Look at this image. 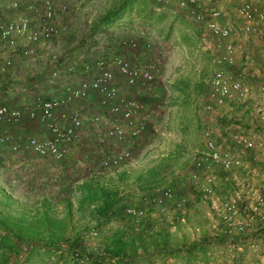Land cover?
Returning <instances> with one entry per match:
<instances>
[{"label": "rangeland", "instance_id": "rangeland-1", "mask_svg": "<svg viewBox=\"0 0 264 264\" xmlns=\"http://www.w3.org/2000/svg\"><path fill=\"white\" fill-rule=\"evenodd\" d=\"M99 2L102 3L98 5L99 9L108 8L109 11L116 7L118 1L99 0ZM207 5L209 7L222 5V19L227 20L224 13L230 10L232 12L230 20H233L232 23H238L233 10L235 0H210ZM207 5L205 4V6ZM226 6L228 8H225ZM259 7L263 8L262 5ZM125 12L127 13L123 17H127V20L133 18L134 30L138 31L139 35V47L133 51L134 57L141 60L154 59L158 62V72L155 74L156 82L146 88L134 86V89L139 90L132 98L139 100L144 106L140 113L145 120L144 130L139 134L136 142H132V139H125L123 142L106 139L99 141L97 138L103 136V130L100 129L99 124L91 125L93 131L90 129L89 132L96 139L75 143V147L59 162L39 160L25 153L14 154L5 146L4 148L0 146L2 149H0V216H9L12 219H19L23 224L39 226L37 221L40 218L39 214L47 212L49 216L64 221L67 226L65 236L70 238L74 235L77 237L78 242L74 249H77L82 255L93 251V249L97 254H100L103 246L117 229L124 231L123 236L126 240H134L137 232L146 229L148 235L144 237L143 241H133V246H135L133 253L140 256L152 252L153 255L148 261V264H151L157 259L154 254L155 243L158 247L163 245L162 247L166 246V248L186 246L194 240L199 241L204 235L213 238L220 229V222L212 212L209 200L201 197L200 200L193 201L186 185L193 157L201 146L200 102L207 91V79L212 71L213 58L210 50H204L205 55L201 57L199 50L195 52L194 47L192 52L196 55L191 61H183V27L190 30L192 41L201 40L199 33H196L199 25L193 22L186 9H180L174 3L154 4L151 0H137L132 4L131 12ZM153 12H161V14ZM160 17L162 18L160 19ZM157 26H159L158 29ZM261 27L259 26V28ZM151 28L158 30L159 33L154 34L150 39L151 34L148 35L147 32H151ZM261 30H264V26ZM107 35V33L102 35L106 37L105 40ZM113 35L115 34L113 33ZM157 36L161 37V40L156 38ZM112 38L113 43H111L114 47L116 45L118 47V42L123 40L120 38L117 40V37L114 36ZM145 41L149 42V48L142 47L141 44ZM50 44L48 42L41 48H45L49 54L56 53ZM102 49L100 48V50ZM184 53L188 57L186 50ZM21 62L29 71L37 66L35 61L28 60H20L15 63L20 64ZM233 69L236 73L234 74L239 76L245 84L246 77L244 78L240 72L241 66H235ZM255 76L250 77L249 75V78L254 80H249V83L247 80L250 86L247 87L249 95L243 102V113L249 114V116L238 114L237 118L241 119L233 122L240 123L244 117L250 121L254 120V104L256 102L264 104V94L258 91L261 83ZM48 77L53 81L58 78L49 75ZM211 122L215 130L219 128L215 120ZM183 123H189L192 129L188 132L183 131ZM217 133H220L219 129H217ZM93 136L86 135L91 139ZM121 148H127L131 153V158L120 164L118 168L103 170L99 165L103 150H119ZM249 164L257 172L264 170L263 156L252 155ZM149 168H155L154 170L160 172L161 176L149 188H144L143 183L137 184L135 177L140 173L144 174ZM252 180L258 183L259 177L255 176ZM89 181L94 185H103L118 190L119 202L116 206L118 211L107 221L92 219L88 213L89 207H78L82 195V185ZM165 185L172 187L175 197H185L189 200L188 206H185L188 209L186 208L178 215H175L176 212L169 211L166 217L148 215L147 220L140 222L142 228L139 229L140 226H138V231H134L133 223L121 216L122 206L137 204L142 193L148 192V190H160ZM92 229L96 230V235L93 237L89 235ZM263 230L261 229L258 233ZM158 231L165 234V242H161V238L155 237ZM0 233H5L1 224ZM26 243L38 245L36 240H25L23 246L21 245L18 249L19 256L14 253H0V261L5 257L7 264H29L24 263ZM221 245L218 247L214 243L210 244L209 249L214 253L207 251L209 258L207 262L199 259H194L191 262L178 260V262L180 264H241L238 262L237 255L228 258L224 251L225 245ZM243 254V264L255 261V257L248 254L245 247ZM56 256L55 254L49 258L42 257L30 264H55ZM77 261L80 264L88 262H84V256H80ZM109 264L112 262L110 261Z\"/></svg>", "mask_w": 264, "mask_h": 264}, {"label": "built area", "instance_id": "built-area-1", "mask_svg": "<svg viewBox=\"0 0 264 264\" xmlns=\"http://www.w3.org/2000/svg\"><path fill=\"white\" fill-rule=\"evenodd\" d=\"M151 1L154 4L174 3L178 8L186 9L199 24L203 38L214 49L207 91L200 102L201 149L193 157L186 185L209 200L212 212L222 225V233L227 237L224 244L226 256L233 258L243 254L245 247L248 254L255 257V261L249 264H264V230L251 235L258 228L264 229V170L257 172L245 156L250 152L264 158V104H254V120L247 126L229 121L224 135L218 134L211 122L221 115L223 107L233 102L243 103L249 95L244 82L232 72L236 62L234 43L241 33L260 36L264 7H259L257 0H235L238 23L233 24L221 22L218 9L202 12L199 0ZM65 9L64 5L57 8L52 0H31L28 4H22V0H0V76L15 65L12 54L21 60L34 59L36 47L46 46L57 34L55 17L57 11ZM141 45L149 48V42ZM138 47L136 39L118 42L120 50ZM51 58L54 60L55 55L51 54ZM157 64L154 59L121 55L110 61L91 59L83 62V72L87 76L76 85L64 84L58 96L36 95L30 104L21 108L0 101V126L2 123L16 124L26 118L43 126L47 132L46 136L23 135L12 140L9 133L0 129V145L14 154L25 153L54 162L63 160L79 139L83 122L77 112L63 110V106L85 98L89 93L98 95L99 103L111 118L100 141L123 142L138 137L145 128L144 117L140 115L143 103L118 92L112 68L127 86L146 88L155 79ZM258 91L264 94V84L258 87ZM86 120L97 125L101 117L94 114ZM130 158L127 148L103 150L99 165L103 170H112ZM255 176L259 177L258 183L252 180ZM221 178L231 179L233 184L229 196L216 203L211 200V195ZM186 201L185 197H175L172 187L165 185L160 190L142 193L137 204L124 205L121 214L132 221L134 230H137L147 215L166 217L169 211L184 212ZM89 235L95 236L96 230L92 229ZM74 257L79 259L80 252L75 251ZM84 261H87L86 257Z\"/></svg>", "mask_w": 264, "mask_h": 264}, {"label": "crops", "instance_id": "crops-1", "mask_svg": "<svg viewBox=\"0 0 264 264\" xmlns=\"http://www.w3.org/2000/svg\"><path fill=\"white\" fill-rule=\"evenodd\" d=\"M116 1L119 2L120 0H114V2ZM209 1L210 0H199L200 9L202 12L206 13L211 9H218L221 12L222 5H218L216 7H209V5H207L209 4ZM30 2L31 0H22V4L24 3L28 4ZM53 2L57 8L60 5H64L66 7L65 11H60V10L57 11L55 17V25L58 32L49 41L51 43L50 46L52 47V50L56 52V53H51L55 55V59L53 60L51 58V54H49L45 48L42 49L41 47L37 46L35 50L36 55L34 59L28 60V61H35L37 63V66L29 71L27 70L25 65H22L23 62H21L20 64H16L15 62L20 61L21 59L19 58L18 55L12 54V57L14 58V63L17 66L13 65L8 72L0 76V101L6 103L11 107L21 108L24 105H28L33 101L36 95H41L43 97L58 96L61 93V89L64 84H71V85L78 84V82L82 78L87 76L83 72V62L87 60H91V59L95 60L100 58L105 61H110L113 57L118 55L124 56L126 58L129 57L134 58L135 55L133 52L134 50H130V49L120 50L117 48V45L114 47V45L112 44L113 36L117 37V40L119 38L127 41L136 39L139 42L138 31L134 30L135 27L132 22L133 18H129L127 20V17L124 18L122 16L120 19L116 20L113 24L107 27H101L95 30V32L93 33L91 28L97 22L102 20L106 12L108 11V8H106L105 10L103 8L99 9L98 5L102 4L101 2H99V0H53ZM257 3L259 6L262 5L264 7V0H257ZM205 4L207 6H205ZM225 8L228 7L226 6ZM153 13L161 14V12H153ZM231 13L232 12L230 10L226 11L224 15L227 16L226 17L227 20L224 19L225 20L224 21L221 17L220 21L233 22V20H230ZM234 16H235V12H234ZM181 21L183 20L181 19ZM259 26L263 27L264 25H259ZM158 27L159 26H157L156 28L158 29ZM261 28H259L260 36L241 33L240 37L234 43L236 47V53H235L236 62L235 65L232 67V72L235 73V70L233 69L235 66L237 67L241 66L240 72L244 75V78L246 77L245 84L247 85L246 87L248 88L250 87L248 84L249 80H254V79H250L249 75L250 77L256 75L255 77H258V80H260L259 82L261 84H264V30H261ZM157 31L151 28V32H147L148 35L151 34L149 38L151 39L153 38L154 34H158L159 31L158 32ZM89 33L91 34L89 35ZM106 33L108 35H107V39L105 40L106 37L102 35ZM113 33L115 35H113ZM196 33L197 34L199 33L201 40L192 41V37H191L192 34L190 30L186 27H183V61L186 60L191 61L192 58L196 55V53L192 52V48L194 47H195V52L199 50L200 52L199 54L201 57L205 55L204 50H210V52L212 53V58H214V49L212 47V44L210 42H207L203 38L199 26ZM156 38H160L161 40V37L157 36ZM93 39H96L97 41ZM146 40L148 41V39ZM100 48L101 49L106 48V49L100 50ZM185 50L187 51L188 57L184 53ZM212 64H213V59H212ZM50 66L52 67L50 68ZM112 70L114 72V78H115L114 80L118 92L121 94H125L126 96L129 97L135 95L139 89H134L135 88L134 86H127L124 80L122 79V77L119 74H117L115 69L112 68ZM52 73H55V75L53 76ZM48 75L50 77L56 76L58 78L54 79L53 81V79H49ZM156 80L157 79L155 78L152 83L154 84ZM243 104L244 103L233 102L223 107V109L221 110V115L215 119L216 123H218L219 126V128L217 129H219L220 133L218 134L224 135L225 127L229 121L232 120L231 122H233L234 120L241 119L240 117L237 118L236 115L239 114L240 116L241 115L249 116V114L243 113L244 112ZM63 110L75 111L79 114V116L83 120L82 127L80 129L79 139L76 141V143L81 141L88 142L90 140L92 141L96 139L89 132L90 129L92 130L91 125L94 124H91L89 121L86 120L88 116L96 114L101 117V121L98 124L100 125V129L103 130L102 132H104L106 127H108L110 124V120H111L110 115L106 111V108L99 103L98 95L96 93H89L85 98L68 102L65 106H63ZM249 121L250 120H247V117H244L240 123L249 124L251 122ZM0 129L1 131L9 133L12 140L20 139V137L23 135H36L38 137L47 135L46 129L43 126H41L40 124H38L33 120H28L26 118H23L20 122L16 124L2 123ZM191 129L192 128L190 127L189 123L187 124L183 123V131L185 130L188 132ZM86 135L93 136V138L91 139L90 137H86ZM184 137L185 136L183 134V139ZM102 138H104V136H101L97 139H99L100 141V139ZM136 140L137 137L133 138L132 142H136ZM74 145L72 146V149L75 147ZM0 146L1 148L2 147L4 148V146L2 145ZM38 159L49 160L45 158H38ZM227 196H229V193L228 195H226L220 192L219 188L216 189L214 188V193L211 195V200L217 203L221 199L226 198ZM237 255H240L239 256L240 260L238 262L243 264L242 258L244 254H237ZM216 262H218V260H216ZM153 263L180 264L178 260H176L174 257H166L164 260H160V259L154 260L152 264ZM144 264H148V263H144Z\"/></svg>", "mask_w": 264, "mask_h": 264}, {"label": "trees", "instance_id": "trees-1", "mask_svg": "<svg viewBox=\"0 0 264 264\" xmlns=\"http://www.w3.org/2000/svg\"><path fill=\"white\" fill-rule=\"evenodd\" d=\"M136 1L137 0H120L118 4H116L115 8L107 11L104 18L91 28L92 32L94 33L95 30L101 27H107L113 24L116 20L120 19L125 13H127L125 11L131 12L132 4ZM91 33H89V35ZM251 156L252 153L249 152L246 156L248 157V161H251ZM154 169L155 168H149L144 174L140 173L136 175L135 181L137 184L141 185L143 183L146 186H144V188H149L150 185L161 176V173L156 172ZM232 184L233 182L231 179L221 178L215 186V189L219 188L220 192L226 194L228 189L231 188ZM82 186V195L80 202L78 203V207H89L88 213L92 219L107 221L111 216L117 213L118 209L116 210V206L119 202L117 189L109 188L103 185H94L90 181ZM187 188L193 201L201 199L202 196L200 193H197L194 189L189 188L188 186ZM188 202L189 200H187L185 205L188 206ZM186 208L188 209V207ZM178 214H180V212H176L175 215ZM39 216L40 218L37 220L39 226H35L23 224L19 219H12L9 216L1 215L0 224L5 230V233H0V253H14L19 256L20 252L18 249L21 245L23 246L25 240H36L38 245H30L26 243V246L24 247L26 249L24 263L30 264L35 260L41 259L42 257L49 258L50 256L56 254L57 261L55 264H80V262L77 261L78 259H75L74 257V252L77 251V249H74L76 242H78L77 237L74 235L70 238L69 236H65L67 226L65 225L64 221L49 216L47 212H42L39 214ZM121 216L123 215L121 214ZM147 219L148 215L143 220ZM141 228L142 224L140 223L139 229ZM219 228L220 229L218 230V233L215 234L213 238H209L208 236L204 235L201 236L199 241L194 240L186 246L184 245L166 248V246L162 247L163 245L158 247L155 243L154 254L157 257L156 260H164L166 257H174L176 260L188 262H191L194 259L207 262L209 260L207 251H209V253H214L213 250L209 249L210 244L214 243L218 247H221V244L224 245L227 239L224 233H222L221 224ZM134 231L137 232L138 230ZM259 231H261V229L258 228L251 235L255 236ZM123 232V230H115L112 237L109 238L108 242L103 246L102 252L100 254H97L93 249V251L91 250L85 255H82L80 252V256L87 258V264H109L110 261L112 264L149 263L148 261L153 255L152 252H148L140 256L133 253L135 249V246H133V241H143L144 237L148 235L146 234V229L137 232L138 234H135L136 236H134V240H126L123 236ZM157 233L158 234L155 233V237L158 239L161 238V242L164 241L165 234H163V232L159 233V231ZM158 239L157 241H160ZM239 256L240 255H237L236 257L240 260ZM0 264H7L5 257L1 259Z\"/></svg>", "mask_w": 264, "mask_h": 264}]
</instances>
